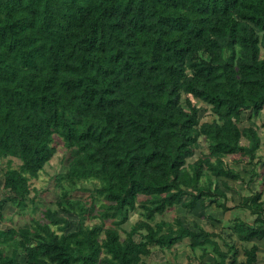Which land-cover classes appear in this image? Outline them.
<instances>
[{
	"label": "trees",
	"instance_id": "obj_1",
	"mask_svg": "<svg viewBox=\"0 0 264 264\" xmlns=\"http://www.w3.org/2000/svg\"><path fill=\"white\" fill-rule=\"evenodd\" d=\"M262 51L264 0H0L4 201L33 213V182L55 154L53 136L68 153L56 208L27 228L0 230V264L20 256L24 264H143L151 247L185 239L211 254L210 264H236L238 250L224 243L223 251L214 233L155 217L175 206L227 211L216 179L240 180L230 162L245 159L250 180L258 174ZM183 97L215 118L200 123L188 99L181 108ZM201 141L206 153L187 163ZM86 184L88 202L70 196ZM238 208L253 220L235 217L232 233L263 240L264 190ZM137 209L141 219L123 230ZM256 252L244 250L239 264H254Z\"/></svg>",
	"mask_w": 264,
	"mask_h": 264
},
{
	"label": "rangeland",
	"instance_id": "obj_2",
	"mask_svg": "<svg viewBox=\"0 0 264 264\" xmlns=\"http://www.w3.org/2000/svg\"><path fill=\"white\" fill-rule=\"evenodd\" d=\"M263 52V51H262ZM264 53V52H263ZM185 99H188L192 105L198 108V117L199 122L211 121L215 118L214 112L208 106L204 105L203 103L192 99L190 97H183L180 101V106L183 109H186ZM248 113L243 112L241 116V125L247 126L248 125ZM258 126H260V140L261 142L264 141V111L260 115L259 119L255 121ZM200 142V148L194 152V156L187 160V163H191L197 158L201 157L206 153L205 147ZM52 146L55 148V154L51 161L44 167L42 173L37 180L33 182V186L37 191V195H39V200H36V207L37 209L32 213L29 208L24 207L23 205L17 206L14 203L4 201V197H10L8 191L3 190V182L1 177V170H0V230H7L10 228H27L29 226L30 218H38L40 216V212L45 210L46 208H56V202L60 201L59 199V189L57 186V178H64L66 175V160L68 158L67 151L63 148L62 141L57 136L52 137ZM264 150L261 149L260 155L263 158ZM13 162V166L18 164L16 159H11ZM244 159L243 163L235 164L233 169L241 171L242 165L247 167V163ZM232 166V165H231ZM262 172L261 169H259ZM65 182H63L64 184ZM66 184V183H65ZM250 184L249 186L246 185L245 190L241 194H246L249 196L251 193H254L251 190ZM86 190L90 189L91 187L89 184L85 185ZM264 188L263 184L260 186V190ZM89 191H80L76 189L74 192H71V197L79 198L81 200L89 201ZM245 196V197H247ZM239 197V196H238ZM235 196V200L231 201V199H226L225 202L228 203V208L230 211L227 213H221V209L216 208L214 206H209L203 211H205L206 216L203 218H196L190 215V213L179 206H175L169 210H167L163 215L156 216L155 221H166L171 222L173 219H180L183 222V226L186 228H193V224H198L204 230L208 232H214L217 236L214 241L219 244L223 251H225L224 243L228 242L231 244L230 237L233 234L232 229V221L233 216L239 217L243 220L252 221L253 217L249 216L247 210L238 208V204L240 203L241 199ZM144 197H139V199H143ZM238 202V203H237ZM226 203V204H227ZM237 203V204H236ZM224 212V211H223ZM140 210L137 209L136 211L129 214L128 220L125 224L121 227L123 230L127 231L129 228L134 225L141 217L139 216ZM68 220L71 222H75L76 219L72 216H66ZM97 223V220H90L86 219L84 224L85 225H92ZM109 222L106 221L105 225L108 226ZM74 226L68 229V231L72 230ZM120 238H124V234L120 233ZM137 240V237H135ZM189 240L185 239L179 242L178 244L174 245L172 248L167 250H161L155 246L151 247V254L148 258L141 259L143 264H197V260L194 259L199 253V249L192 251L188 246ZM226 244V243H225ZM227 244V245H228ZM208 248V247H207ZM20 264H24V258L22 256L17 258Z\"/></svg>",
	"mask_w": 264,
	"mask_h": 264
},
{
	"label": "crops",
	"instance_id": "obj_3",
	"mask_svg": "<svg viewBox=\"0 0 264 264\" xmlns=\"http://www.w3.org/2000/svg\"><path fill=\"white\" fill-rule=\"evenodd\" d=\"M241 116H242V114H241ZM263 155H264V153H263ZM228 161H229V159H228ZM238 164H240V163H238ZM242 164H244V163H242ZM263 164H264V156H263V158H261V163L257 167L258 174L256 176H254L252 178V180H250L251 176H252V172H251L252 167L249 165H247V167H244L242 165L241 171L234 169L237 173H239L240 180H230V179H226V178L216 179V182L218 185L217 191L224 193L226 195V199H231V201L235 200L236 194H237V197L239 196L238 197L239 200L241 198L247 196L246 194H241L245 190L246 185L249 186L250 184L254 183V186L253 187L251 186V190H253L254 192L263 191L264 188L262 190H260V186H261V184H263V186H264V183H262V175H259V174L264 175V169L262 168ZM234 165L235 164H232L230 162V167L232 169H233ZM259 169H261L262 172H260ZM226 203L227 202H225V206L228 207L229 205H228V203L227 204ZM212 206H214V205H211V207ZM229 212L230 211L227 210L224 212L222 211L221 213H224V214L227 213L228 214ZM189 213L191 216L196 217V218H203L204 216H206L205 211H201V212L200 211H197V212L194 211V212H189ZM234 216H235V214H234ZM234 216H233V219H234ZM248 222L251 223L252 221H248ZM193 225H198V224H193ZM204 231L207 233H214L211 231L208 232L207 230H204ZM230 241H231V244H228V242H225V243L228 245H233L234 248L238 250V254L236 256V264H239V263L244 261L243 251L249 250L252 246H255L257 249L256 262L254 264H264V239L260 240V241H258L256 239H252L249 242H240L237 239L236 235L232 234L230 237ZM150 254H151V251H150ZM148 257L149 256L141 257V259L143 260V258H148ZM194 259L197 260V264H210V263H213V261H214L211 254L203 255L201 250H199V253L196 256H194Z\"/></svg>",
	"mask_w": 264,
	"mask_h": 264
}]
</instances>
